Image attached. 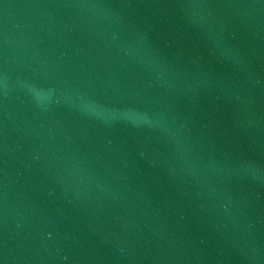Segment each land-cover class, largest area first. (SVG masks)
<instances>
[{
    "label": "water",
    "instance_id": "water-1",
    "mask_svg": "<svg viewBox=\"0 0 264 264\" xmlns=\"http://www.w3.org/2000/svg\"><path fill=\"white\" fill-rule=\"evenodd\" d=\"M0 264H264V0H0Z\"/></svg>",
    "mask_w": 264,
    "mask_h": 264
}]
</instances>
